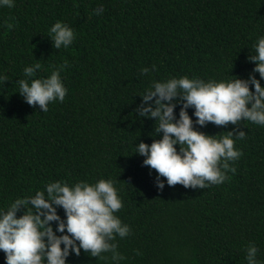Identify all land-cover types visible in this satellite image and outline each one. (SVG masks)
<instances>
[{
	"label": "trees",
	"instance_id": "16d2710c",
	"mask_svg": "<svg viewBox=\"0 0 264 264\" xmlns=\"http://www.w3.org/2000/svg\"><path fill=\"white\" fill-rule=\"evenodd\" d=\"M13 4L0 6V77H8L0 82V212L51 182L112 179L123 203L115 215L131 229L127 237H116L124 259L113 261L111 253L95 258L81 250L79 256L70 252L66 264H248L250 244L258 249V264H264V126L241 122L246 138L236 140L242 152L232 163L236 172L204 189L168 186L163 177L164 188L158 189L157 173L135 153L140 142L150 145L162 136L154 132V118L135 111L153 82L183 76L227 81L250 74L260 79L248 57L264 37V0ZM100 7L103 12L96 15ZM57 21L75 33L66 48L55 49L50 39ZM65 61L64 101L49 103L47 112L29 106L17 83L26 79L24 69L39 62L32 78H47ZM143 68L149 72L142 74ZM260 83L264 87V80ZM179 110L178 104L177 118ZM187 111L195 121L194 109ZM234 127L194 124L195 130L218 136ZM57 214L65 217L60 207ZM52 227L55 231V222Z\"/></svg>",
	"mask_w": 264,
	"mask_h": 264
},
{
	"label": "clouds",
	"instance_id": "9594fccd",
	"mask_svg": "<svg viewBox=\"0 0 264 264\" xmlns=\"http://www.w3.org/2000/svg\"><path fill=\"white\" fill-rule=\"evenodd\" d=\"M0 6L14 7L13 0H0ZM94 12L100 15L103 8ZM6 26L14 27L12 23ZM50 33L55 49L66 48L75 39L73 29L60 21L51 27ZM255 53L248 59L254 62L252 72L259 73V80L252 74L247 79L207 82L183 76L153 82L141 96L135 109L138 117L154 118V132L162 136L150 145L140 142L135 153L145 157L143 165L157 173L158 189L164 188L161 177L168 186L204 189L224 183L229 179L228 172H236L232 163L242 156L235 146L236 140L246 138V132L240 130L241 122L264 126V87L260 83L264 80V37L255 45ZM66 65L65 61L47 78H32L42 67L39 62L26 67V79L17 81L19 94L29 106L38 105L42 112L48 111L49 103H62L67 89L61 72ZM148 72V68L141 69L142 74ZM6 81L7 76L0 77V82ZM178 104L177 118L174 109ZM189 108L194 109L195 121L188 114ZM208 123L235 127L222 136L194 128V124L204 127ZM114 185L112 179L103 178L94 184L55 181L34 196L17 198L6 211L0 212V251L5 254V264H66L70 252L79 256L81 250L95 258L106 259L102 253H111L113 261L123 260L116 237H127L131 229L115 215L123 203ZM57 207L64 210L63 219L57 214ZM52 222L56 224L55 231ZM257 252L254 244L248 246V264H258Z\"/></svg>",
	"mask_w": 264,
	"mask_h": 264
}]
</instances>
